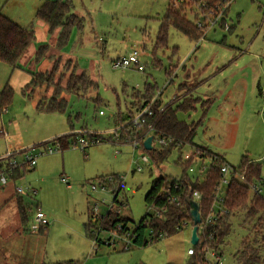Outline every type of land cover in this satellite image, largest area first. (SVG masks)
Returning a JSON list of instances; mask_svg holds the SVG:
<instances>
[{"label": "rangeland", "instance_id": "rangeland-1", "mask_svg": "<svg viewBox=\"0 0 264 264\" xmlns=\"http://www.w3.org/2000/svg\"><path fill=\"white\" fill-rule=\"evenodd\" d=\"M42 1L0 0V13L20 26L33 27L35 41L27 48L25 58L32 56L41 45H49L50 49L38 65L28 64L29 59H26L25 67L12 69L9 64L0 62V94L6 86L12 89L6 111H0V157L32 147L40 152L42 144H51V140L61 136L72 137L66 149L40 156L36 166L28 168L14 183L8 182L14 189L20 187L26 191L23 195L26 228L36 207L41 208L49 221L31 237V264L66 261L188 264L187 250L192 248L190 225L158 242L145 247L132 244L126 250L123 239L114 237L113 246L103 242L109 232L100 230L101 221L109 210L137 223L148 212L144 197L153 181L163 175H182L179 151L173 149L167 160L156 167L150 161L138 162L142 153L129 144L109 140L91 144L83 151L73 146V135L86 131L108 138L115 125L123 121L121 113L134 102L132 91L142 94L148 85L163 105L183 98L182 91L175 99L174 96L184 73L196 87L192 89L194 95L203 98L205 88L210 87L203 78L212 72L216 73L214 80L224 79L206 93L211 104L203 107L198 103L194 109H178L176 116L181 122H200L195 145L219 154L232 168H237L241 158L246 156L261 164L260 176L264 179V160H261L264 159V99L258 92L264 93V0L231 1L226 11L221 10L219 21L210 25L198 41L170 27L166 45H156V36L169 0H69L72 12L84 22L82 31L72 28L62 49L55 47V39L36 18ZM176 5L177 12L194 24L197 20H213L220 14L214 15L213 11L203 10L189 0L176 2ZM136 48L141 51L139 62L145 67L144 71L113 67L116 59ZM232 67L235 70L229 74ZM53 68H57L55 82L64 76L61 79L64 84L67 75L84 71L97 81L98 87L83 97L64 95L66 107L62 113L37 111L36 101L52 95V88L35 90L31 100L24 95V88L31 79L30 72L48 73ZM170 68L177 74L171 84L165 74ZM98 111L104 115H98ZM193 148L183 147L181 157L191 153ZM22 159L23 155L16 156L17 161ZM136 163L140 171H134ZM110 175H123L125 181L115 201L113 192L117 184L105 190H90V183L96 186L98 178ZM189 176L202 178L198 173ZM61 179H65L66 184ZM225 190L223 186L222 193ZM240 220V215L232 218V231L220 246L218 264H238L235 254L247 234L246 227L239 225ZM86 224L90 225L92 236L86 234ZM95 227L100 231L96 232ZM211 252L206 253L205 258L215 263Z\"/></svg>", "mask_w": 264, "mask_h": 264}, {"label": "trees", "instance_id": "trees-1", "mask_svg": "<svg viewBox=\"0 0 264 264\" xmlns=\"http://www.w3.org/2000/svg\"><path fill=\"white\" fill-rule=\"evenodd\" d=\"M192 4H198L203 10H211L214 15L220 13L222 7L229 0H189ZM176 2L183 3V0H169L165 14L161 20L157 32L156 45H166L168 38V30L170 27L182 33L193 41H198L204 37L205 27L198 28L178 11ZM219 8V10H218ZM226 11V10H224ZM212 14V13H210ZM36 18L42 21L50 36H55V47L62 49L66 43L72 28L79 31L83 29L84 19L72 12V5L69 0H45L36 10ZM212 15V16H214ZM196 19V18H195ZM55 33V35H54ZM35 41V33L33 27L20 26L8 17L0 13V62L9 64L12 69L18 68L20 61L27 55L30 45ZM49 45H41L35 51L32 59L33 64L38 65L49 52ZM76 68V65H75ZM57 68H53L48 73L30 72L31 79L24 88V95L28 99H33L35 90H46L52 88V95L41 98L36 101L35 109L46 113H62L65 111L66 100L64 95H77L83 97L89 92L96 90L97 81L91 79L84 71L75 74L72 72L65 78V83L61 84L54 81V75ZM173 70L170 68L165 71L169 78ZM43 91V92H44ZM12 89L6 86L0 94V111L5 108L6 103L12 97ZM139 95V100L137 96ZM132 97L135 98L134 106L122 115V122L116 124V133L119 136L120 143L129 144L131 140L138 141V150L147 154L151 158V162L159 167L165 162L173 149L179 151V166H182L180 177H172L163 175L156 178L149 191L144 197L148 212L137 223L121 217L118 213L109 210L105 218L101 221V229L110 233L116 232L123 235L126 231H130L131 242L138 247H145L160 241L163 238L170 237L180 232L184 227L190 225L192 228V220L190 218V202L192 201V193L196 191L200 199L198 200L200 220L202 223L198 225L199 242L196 246H192L193 253L189 256L188 264H218L217 258L220 259V246L229 237L232 231V218L240 215V226L246 227L247 234L241 242L239 249L235 254V260L238 264H260L264 261V198L250 194V186L255 185L261 180L260 168L261 164L250 160L243 156L237 168H232L234 172L243 176V180L239 181L233 177L226 187L223 195V201L220 207L224 210L216 217L213 225H204V219L209 214L214 203V188L220 179V167L225 164L224 159L214 153H211L203 146H197L194 143L196 129L199 123H185L178 120L176 112L178 109H194L195 104L200 103L201 106H207V101L201 102L199 98L186 97L181 102L170 101L166 105H161L159 98L156 97L151 86H146L144 93L132 91ZM188 98V99H187ZM150 106L151 115L145 118V122L140 127H134L129 124L131 119L137 113ZM152 132L149 134V128ZM76 135V134H75ZM75 135H73L74 143ZM98 137L95 132L89 138ZM152 139L163 137L170 139V143L165 147L153 145L151 150L144 148L143 142L148 137ZM71 136H61L56 138L64 150L69 146V138ZM72 139V137H71ZM114 141L112 136L104 141ZM115 142V141H114ZM72 143V144H73ZM193 146L205 153L207 157H211L210 168L203 175L201 180L191 178L187 172L190 162H181V149L184 146ZM85 151V149H83ZM28 168L23 166L22 169H15L11 176V181L20 178ZM118 186L113 192V196L117 197L120 189ZM114 198V201L116 200ZM175 198L176 201H170ZM18 212L21 224L27 221L26 209L23 201L17 195ZM156 213H159L156 216ZM219 214V213H218ZM104 225V227H103ZM86 234L92 236L91 227L86 224ZM121 229L119 230V228ZM28 229V227H27ZM44 229V228H43ZM96 229V227L94 228ZM100 230L96 229V232ZM89 232V233H88ZM213 251L215 257H212L215 263L209 262L205 257L206 253ZM48 264H78L74 261L54 262Z\"/></svg>", "mask_w": 264, "mask_h": 264}, {"label": "built area", "instance_id": "built-area-1", "mask_svg": "<svg viewBox=\"0 0 264 264\" xmlns=\"http://www.w3.org/2000/svg\"><path fill=\"white\" fill-rule=\"evenodd\" d=\"M231 1L233 0H229L228 2L225 3V5L222 7V11L228 8ZM221 16H222V13L220 10V14H218V16L213 20H204L202 17L203 21L199 22L197 20L196 26L198 28L205 27L204 29L206 30L208 29L210 25L211 26L215 25L219 21ZM205 24H207L208 26L207 25L205 26ZM140 54H141V51L139 49L137 48L133 49L126 56L116 59L113 62V67L120 68V69H127L129 67H132V68H135L137 71H144L145 67H143L139 62ZM262 99H264V96H262ZM3 111H6V109L4 108ZM103 114L104 113L102 111H98V115L102 116ZM151 114L152 113H151L150 106H147L144 108V110L140 111V113H137L134 116V118L131 119L129 124H131L133 128L140 127L144 124L145 118L149 117ZM116 130L117 129L115 128L110 136L113 137L115 142L120 143L119 136L117 135ZM151 132H152V128L150 127L149 134ZM94 133L95 132L88 134L86 131H81L77 133L75 135V141L73 143V146L74 147L79 146L83 150V149H86L87 146H90L91 144H96V142L100 143V141L104 139L103 137H101L100 134H98V137L96 138H94L93 136L92 138H89V136ZM169 140L170 139H166L163 137H157L155 139H152L151 146L153 147V145L156 144L158 147H165L170 143ZM129 145H131L133 150H138V141L136 139L131 140ZM40 146H41L40 152H37V150H35L36 147H32L31 149L21 151L20 153L19 152L18 153L17 152L6 153L3 157H0V185L4 186L8 184V182L11 180V176L13 175V171L15 169L17 168L22 169L23 166L34 167L37 163V159L40 156L52 155V154H55L61 151V145L57 139L51 140V144L45 143ZM18 154L23 155V159L21 162L16 160V156ZM132 156H133V153H132ZM180 157H181V153H180ZM150 159L151 158L147 157L146 154L142 153V156L138 159V162H140L141 164H146L148 163V161L151 162ZM181 159H182L181 160L182 163L190 162V165L187 169V172L189 174L198 173L199 175H202V177L204 174H206V172L210 168V164L212 161L211 157H207L204 152L196 149L195 147L193 148L191 153H189L188 155L187 154L183 155ZM261 160H264V159H261ZM132 163H134V161H132ZM135 165H136V168L134 169V171H140L141 170L140 165L138 163H136ZM233 177H236V179H238L239 181L243 180V176L237 175L232 169V167H230L227 164H223L220 167V179L214 188V190H216L214 191L215 192L214 193V203L210 209L209 214L205 217L204 222H203L205 226L213 225L216 220V217L220 215L222 212H224V210L220 207V205L222 204L223 195H224V193H222V187L223 186L227 187ZM62 182L66 184L65 179H62ZM96 182H97L96 186L90 183L91 191H96L97 189L105 190L107 187L114 185V184H117V186L123 187L125 181H124L123 175L121 176L120 175H110L106 177H100L96 180ZM250 189L255 195H259L262 198H264V182H262L261 180L257 182L255 185L250 186ZM25 192L26 191L24 189H21L20 187L15 189V193L19 195V197L23 196ZM32 194L33 195L35 194V190L32 191ZM115 197L116 196H113V200ZM199 199H200L199 194L196 191H194L192 193V200L198 202ZM170 201L173 202V201H176V199L170 198ZM158 214L159 213H156V216ZM46 216L47 215H45V213L41 210V208L36 207V210L33 213L32 220L29 223L28 231L30 233H36L37 231H40L41 229L46 227L49 224V221ZM201 223H202V220H201ZM120 229L121 227L119 228V230ZM114 237L124 240L125 244L123 245V248L125 250L128 249L130 245H132L130 231H126L121 236L120 234L116 232H110L108 234V237L105 238L103 242H105L108 245L113 246L115 242ZM94 240H96V237L94 238ZM192 253H193L192 248L187 250L188 255H191ZM210 256L215 257V253L211 252ZM217 261L220 262L218 258H217Z\"/></svg>", "mask_w": 264, "mask_h": 264}, {"label": "crops", "instance_id": "crops-1", "mask_svg": "<svg viewBox=\"0 0 264 264\" xmlns=\"http://www.w3.org/2000/svg\"><path fill=\"white\" fill-rule=\"evenodd\" d=\"M42 2H40V3H42ZM52 39H55V36H52ZM34 53H35V50H34ZM34 53H33V55H34ZM33 55L29 56L25 59H22L20 61V65H22V66L24 65V67H25V65L27 63L29 64L31 62L30 60L32 59ZM26 59H29L27 63H25ZM76 65H77V63H76ZM77 67H78V65H77ZM175 69H172L173 72H172L171 76L169 78L167 77L168 82L170 84L173 80L172 77L177 76V74L175 73ZM232 70H235V69L232 67L231 71H229V74L232 72ZM221 73H223L222 70H221ZM215 74L216 73L210 72L209 74H207L206 77L203 78L204 81L208 82V84L210 83V85H209L210 87L205 88L206 91L202 93L203 94V98H202L199 95H196V96L194 95L193 90L196 87L194 88V84H191L192 81L189 80V76H187V74L184 73V79L178 85L177 90L175 92L176 94L174 96V99L177 96V94L179 95L180 91H182L184 95H183V98L181 97V98L175 100V103L181 102V99H184L186 97H189V98L191 97V98H199V99H201V102L207 101V103H208L207 106H209L211 104V101L207 97L206 93L211 91L214 87H217L218 85H220V83L224 79V78H221L220 80H218V79L214 80L217 78V77H214ZM91 79H93V78H91ZM258 92H259L260 97L262 98V96H264V93H262V91H260V90ZM133 106H134V102L132 104H130L129 108H127V109L131 110ZM127 109L124 113H121V115H125L126 112H128ZM113 122H114V120H113ZM114 125H115V123H114ZM115 128H116V125H115ZM209 151H211V150H209ZM211 153H212V151H211ZM61 181H62V179H61ZM261 181L264 182V179H261ZM12 182L14 183L15 181H12ZM19 198H21L23 201V196H20ZM18 200L19 199H17V194L15 193V189L11 184L9 185V183H8L7 185H4V186L0 185V264H31V261H32V260H30V251H31L30 245L32 242L31 237H33L37 233H30L28 231V229L25 227V224L24 225L21 224V221L19 218V212H18V205H17ZM23 205H24V203H23ZM24 207H25V205H24ZM25 209H26V207H25ZM24 228H25V230H24ZM41 264H48V263L43 262Z\"/></svg>", "mask_w": 264, "mask_h": 264}, {"label": "water", "instance_id": "water-1", "mask_svg": "<svg viewBox=\"0 0 264 264\" xmlns=\"http://www.w3.org/2000/svg\"><path fill=\"white\" fill-rule=\"evenodd\" d=\"M151 142H152V136H148L144 142V148L146 150H151L152 146H151ZM199 204L197 201H191L190 202V218H191V222H192V228H191V232H190V243L192 246H196L199 242V235H198V225L201 223L200 220V214H199Z\"/></svg>", "mask_w": 264, "mask_h": 264}, {"label": "bare ground", "instance_id": "bare-ground-1", "mask_svg": "<svg viewBox=\"0 0 264 264\" xmlns=\"http://www.w3.org/2000/svg\"><path fill=\"white\" fill-rule=\"evenodd\" d=\"M61 151H62V149H61Z\"/></svg>", "mask_w": 264, "mask_h": 264}]
</instances>
